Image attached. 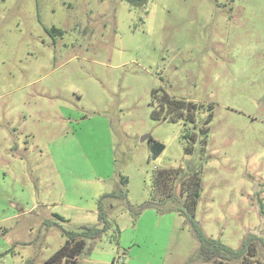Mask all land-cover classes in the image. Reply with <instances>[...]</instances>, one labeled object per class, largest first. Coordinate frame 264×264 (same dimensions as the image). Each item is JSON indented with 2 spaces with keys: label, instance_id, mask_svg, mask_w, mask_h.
Masks as SVG:
<instances>
[{
  "label": "rangeland",
  "instance_id": "obj_1",
  "mask_svg": "<svg viewBox=\"0 0 264 264\" xmlns=\"http://www.w3.org/2000/svg\"><path fill=\"white\" fill-rule=\"evenodd\" d=\"M156 91L196 123L154 119ZM165 170L200 176L207 237H264V0H0V264H45L100 208L78 264H204L183 216L131 213Z\"/></svg>",
  "mask_w": 264,
  "mask_h": 264
},
{
  "label": "trees",
  "instance_id": "obj_2",
  "mask_svg": "<svg viewBox=\"0 0 264 264\" xmlns=\"http://www.w3.org/2000/svg\"><path fill=\"white\" fill-rule=\"evenodd\" d=\"M132 5L145 6L149 0H125ZM53 31H57L54 29ZM154 107L152 117L157 120H167L171 122L184 121L186 123L195 124L197 121V113L204 107L203 104L194 103L192 101H184L172 97L167 91L162 93L156 91L152 98ZM211 115L206 120L209 124ZM186 139H195V134L186 132ZM152 140V138H150ZM190 142V141H189ZM153 155H160L166 149V146L159 142H154L151 146ZM186 151L191 153L193 146L187 147ZM180 171H161L152 179L153 202L146 204L137 211L131 209V213L138 217L146 207H155L160 213H177L183 216L194 237L198 241V255L204 264H264L257 258L254 242L259 240L264 247V237L256 239L255 235L247 237L241 247L237 250L223 244L219 239L207 237L201 226L196 220L195 212L198 202L201 198V180L198 174L183 176L180 178ZM123 182L127 183V179L123 178ZM119 188H122L120 184ZM125 192V191H124ZM116 197L114 193L105 194L98 204L104 199ZM99 209V218L101 223L104 222V227L98 226L83 227L80 232H64L66 242L63 247L45 264H78V258L87 247L88 240L99 239L102 234L110 228V224L106 221V214ZM57 218L63 220L60 216ZM228 262V263H227ZM30 264V263H28Z\"/></svg>",
  "mask_w": 264,
  "mask_h": 264
}]
</instances>
